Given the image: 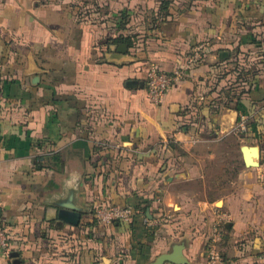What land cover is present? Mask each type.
Wrapping results in <instances>:
<instances>
[{"label":"crops","instance_id":"1","mask_svg":"<svg viewBox=\"0 0 264 264\" xmlns=\"http://www.w3.org/2000/svg\"><path fill=\"white\" fill-rule=\"evenodd\" d=\"M200 43L207 60L153 104L151 68ZM100 206L140 214L108 225ZM215 207L227 264H264V0H0V264H177V245L207 264Z\"/></svg>","mask_w":264,"mask_h":264},{"label":"built area","instance_id":"2","mask_svg":"<svg viewBox=\"0 0 264 264\" xmlns=\"http://www.w3.org/2000/svg\"><path fill=\"white\" fill-rule=\"evenodd\" d=\"M209 46L207 43L196 45L187 55L185 64L171 72L165 71L160 67H152L147 78V97L155 105L162 103L167 92L173 87L183 82L186 77L199 68L206 60L209 54ZM203 99V95H201ZM241 131L245 133L248 127L245 123L241 124ZM176 144L175 139H168L160 143L163 151L171 150V144ZM139 211L130 206H100L94 216L105 224L113 225L117 222L132 223L139 215ZM215 221L212 226L211 234L208 238L206 247L207 264H227L223 255L222 242L224 238V221L226 215L215 207ZM145 222L149 226H153L155 222L145 218ZM11 246V235L8 227L0 218V252H9Z\"/></svg>","mask_w":264,"mask_h":264},{"label":"water","instance_id":"3","mask_svg":"<svg viewBox=\"0 0 264 264\" xmlns=\"http://www.w3.org/2000/svg\"><path fill=\"white\" fill-rule=\"evenodd\" d=\"M228 57H229L228 51H222L220 53L221 60H225ZM259 151H260L259 145L245 146L243 148V154L246 159V164L248 166H253V165L260 166L261 165V162L255 161V159L259 160L260 158ZM60 217L64 221L71 223V224H79V221H80V216L78 213L67 211V210L61 211ZM181 254H182V246L177 245L175 246L173 253L170 255H166L165 257H163V259L164 261H171L173 263L181 264V263H184V260L180 257Z\"/></svg>","mask_w":264,"mask_h":264},{"label":"rangeland","instance_id":"4","mask_svg":"<svg viewBox=\"0 0 264 264\" xmlns=\"http://www.w3.org/2000/svg\"><path fill=\"white\" fill-rule=\"evenodd\" d=\"M229 141H232V140H229ZM229 141H224V143L222 144H219V153H221L222 154V152L224 153V152H226V153H228V152H230L227 148H228V146L227 145H225V142L227 143V144H230V147L229 148H231V154L230 155H221V158H220V164L221 163H223L224 165H229V167L230 168H232L233 167V165L235 164V165H237L236 164V162L237 161H233L234 160V155H233V146H236V145H233L234 144V142H229ZM233 162H235V163H233ZM236 167V169H237V167L238 166H235ZM214 174L216 175V170L214 169ZM210 193H217V189H215V188H212L211 190H210Z\"/></svg>","mask_w":264,"mask_h":264},{"label":"trees","instance_id":"5","mask_svg":"<svg viewBox=\"0 0 264 264\" xmlns=\"http://www.w3.org/2000/svg\"><path fill=\"white\" fill-rule=\"evenodd\" d=\"M170 146H171L173 149L176 147L174 143H172ZM138 211H139V210H138ZM139 213H140V211H139Z\"/></svg>","mask_w":264,"mask_h":264}]
</instances>
